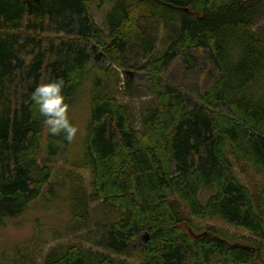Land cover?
<instances>
[{
  "label": "trees",
  "instance_id": "16d2710c",
  "mask_svg": "<svg viewBox=\"0 0 264 264\" xmlns=\"http://www.w3.org/2000/svg\"><path fill=\"white\" fill-rule=\"evenodd\" d=\"M113 2L105 30L91 0H0V228L29 210L67 153L66 166L93 173L90 188L68 193L70 216L86 224L92 204L105 205L108 251L140 255L133 264H264V249L192 226L221 219L264 238V182L245 184L231 158L264 172V29L255 28L264 0ZM147 20L177 26L160 56ZM133 45L148 55L138 67ZM132 69L147 77L156 102L140 128L116 97L127 95L132 80L123 75ZM50 78L64 80L78 129L81 101L88 109L76 162L75 139L52 136L30 98ZM209 186L217 191L203 203ZM35 262L14 264H125L78 242Z\"/></svg>",
  "mask_w": 264,
  "mask_h": 264
},
{
  "label": "rangeland",
  "instance_id": "374dc122",
  "mask_svg": "<svg viewBox=\"0 0 264 264\" xmlns=\"http://www.w3.org/2000/svg\"><path fill=\"white\" fill-rule=\"evenodd\" d=\"M113 0H91V9L96 22L105 30H108L105 18L111 10ZM147 27L154 34L155 49L153 53L160 56L168 46L170 39L176 33L177 26H169L164 22L146 21ZM258 31L264 29V19L255 27ZM93 60L99 63L100 49L91 50ZM128 56L131 63L138 67L145 62L148 55L140 46L133 45ZM131 74L123 75L131 78L132 83L127 90V95H116L118 101L130 107L133 125L141 127V121L150 109L155 105V96L151 90L147 77L140 71L131 70ZM82 117L76 119L79 129L84 125L85 116H88L86 103L81 101L78 108ZM47 128V127H46ZM79 133V132H78ZM77 133L75 139V149L70 159L77 161L76 152L80 145V136ZM45 141V139H43ZM68 154L59 156L52 179L46 184L41 195L33 201L29 210L22 216L13 220L7 226L0 228V263L14 264L22 261L24 256L35 259V263L40 262L51 251H57L68 243L78 242L85 250L109 253L122 260L125 264L139 262L141 256L136 258H126L108 251L103 244L102 230L111 220L112 214L106 210L105 205L93 203L92 216L88 223L82 224L70 216V204L67 197L75 187L84 186L87 189L92 185L93 173L90 168H75L66 166ZM235 163V171L238 177L251 188L264 182V172L249 165L239 162L231 156ZM80 188H78V191ZM217 191L216 186H209L201 189L200 199L206 203L209 196ZM69 193V194H68ZM180 211L188 215L183 205L179 206ZM194 232L201 233L207 226H212L224 230L230 237L241 244L264 249V238L250 234L241 227L224 222L221 219H194L192 222ZM199 230H196V229ZM143 239L136 245L141 246Z\"/></svg>",
  "mask_w": 264,
  "mask_h": 264
},
{
  "label": "clouds",
  "instance_id": "9594fccd",
  "mask_svg": "<svg viewBox=\"0 0 264 264\" xmlns=\"http://www.w3.org/2000/svg\"><path fill=\"white\" fill-rule=\"evenodd\" d=\"M64 80L50 78L38 84L31 93V101L39 114L44 118L43 123L52 136L63 137L69 143L77 136L79 129L69 117L70 105L63 93Z\"/></svg>",
  "mask_w": 264,
  "mask_h": 264
},
{
  "label": "water",
  "instance_id": "95a60500",
  "mask_svg": "<svg viewBox=\"0 0 264 264\" xmlns=\"http://www.w3.org/2000/svg\"><path fill=\"white\" fill-rule=\"evenodd\" d=\"M94 48H96V47L94 46ZM101 55H102V54H101ZM101 55H100V56H101ZM131 73H132V72H131V71H128V70L124 72L125 75H127V74L129 75V74H131ZM146 238H148V235L145 237V239H146Z\"/></svg>",
  "mask_w": 264,
  "mask_h": 264
}]
</instances>
